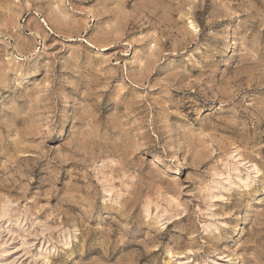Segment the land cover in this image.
I'll list each match as a JSON object with an SVG mask.
<instances>
[{
    "label": "rangeland",
    "instance_id": "obj_1",
    "mask_svg": "<svg viewBox=\"0 0 264 264\" xmlns=\"http://www.w3.org/2000/svg\"><path fill=\"white\" fill-rule=\"evenodd\" d=\"M0 264H264V0H0Z\"/></svg>",
    "mask_w": 264,
    "mask_h": 264
},
{
    "label": "bare ground",
    "instance_id": "obj_2",
    "mask_svg": "<svg viewBox=\"0 0 264 264\" xmlns=\"http://www.w3.org/2000/svg\"><path fill=\"white\" fill-rule=\"evenodd\" d=\"M70 106V105H69ZM71 111V110H68ZM72 114V113H70ZM68 115V114H67ZM70 117V116H69ZM68 118V117H67ZM65 125V124H64ZM62 126V125H61ZM66 132V131H65ZM64 135V128L61 129L60 136L62 137ZM59 136V135H58Z\"/></svg>",
    "mask_w": 264,
    "mask_h": 264
}]
</instances>
